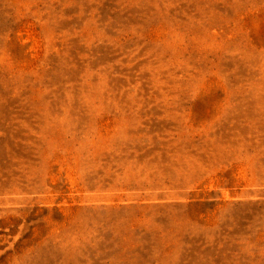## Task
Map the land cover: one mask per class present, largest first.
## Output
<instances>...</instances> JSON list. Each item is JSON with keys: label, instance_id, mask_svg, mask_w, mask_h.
<instances>
[{"label": "rangeland", "instance_id": "1", "mask_svg": "<svg viewBox=\"0 0 264 264\" xmlns=\"http://www.w3.org/2000/svg\"><path fill=\"white\" fill-rule=\"evenodd\" d=\"M0 264H264V0H0Z\"/></svg>", "mask_w": 264, "mask_h": 264}]
</instances>
